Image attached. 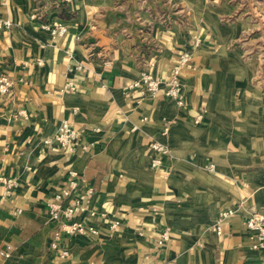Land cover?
<instances>
[{
	"label": "crops",
	"instance_id": "1",
	"mask_svg": "<svg viewBox=\"0 0 264 264\" xmlns=\"http://www.w3.org/2000/svg\"><path fill=\"white\" fill-rule=\"evenodd\" d=\"M118 1L0 0V77L12 82L0 91V248L11 250L0 264H264L246 226L264 213L258 30L216 10L197 14L191 0L188 26L150 20L146 31L135 20L116 29ZM57 23L64 34L52 33ZM196 39L193 68L182 71L184 106L128 88L144 68L168 78ZM65 119L78 133L71 148L55 138ZM71 171L94 187L96 214L78 219L100 233L62 231L54 249L61 222L49 204ZM2 177L15 181L5 198Z\"/></svg>",
	"mask_w": 264,
	"mask_h": 264
},
{
	"label": "built area",
	"instance_id": "2",
	"mask_svg": "<svg viewBox=\"0 0 264 264\" xmlns=\"http://www.w3.org/2000/svg\"><path fill=\"white\" fill-rule=\"evenodd\" d=\"M70 2L73 0H62ZM5 25H10V22L5 21ZM67 30V26L63 23H57L52 28V33L62 35ZM200 40L196 39L190 48L183 50L175 64L172 72L168 78L153 75L148 68L141 70L137 79H135L128 88L140 89L143 93L151 97L158 96L161 92L168 98L174 100L178 105L184 106L186 104V96L183 91L182 71L185 68H193V57L195 45L199 44ZM12 85L8 77H0V91L7 93ZM24 112V111H21ZM202 115H199L196 122L201 121ZM77 131L71 123L65 119L59 126L55 138L63 147L71 148L77 139ZM152 148L161 152H166V146L160 142H153ZM159 160L153 161L156 164ZM1 180L6 185L3 197L9 195L11 187L15 185L14 179L2 177ZM94 194V187L87 185L82 180L77 171H71V177L66 187L56 192L52 201L49 204V217L54 221L61 222V227L55 232L54 241H52V248L57 249L59 246V239L61 232L68 234H82L88 236H95L100 233V225L78 219V217L85 212L95 215V211L91 208V196ZM21 209L19 210V212ZM232 214L231 210L222 211L216 222V231L218 234L222 232L223 221ZM115 221L111 226L118 225ZM246 226L252 239L253 249H264V213H254L246 221ZM169 239V230H165L159 240L160 244H164ZM60 256L65 257L69 254L68 249L59 251ZM11 256L10 249L0 248V258H8Z\"/></svg>",
	"mask_w": 264,
	"mask_h": 264
},
{
	"label": "rangeland",
	"instance_id": "3",
	"mask_svg": "<svg viewBox=\"0 0 264 264\" xmlns=\"http://www.w3.org/2000/svg\"><path fill=\"white\" fill-rule=\"evenodd\" d=\"M186 0H119L117 7L118 13L124 17H117L115 21V28H124L123 24H127L129 29H133L135 20L141 25V29L146 30L150 27V20L158 21L162 24L168 23L172 19L176 20L184 26L190 24V14L193 12V7L184 4ZM195 3L197 14L205 12L206 10H216L226 21L235 20L236 17H242L245 21V27L250 32L251 29L258 30L260 36L256 38V44L264 46V0H191ZM229 1V2H227ZM224 2V6L223 3ZM227 2V3H226ZM218 4V5H216ZM223 8L225 10H223ZM233 9V14L228 16L225 14ZM224 13V14H223ZM231 13V12H230ZM235 18V19H234ZM124 19V20H123ZM131 22V23H130ZM105 32H111L114 28L111 22L106 20L101 23ZM246 35H248V33ZM249 40V39H247ZM249 40L246 42L247 47L252 43Z\"/></svg>",
	"mask_w": 264,
	"mask_h": 264
}]
</instances>
